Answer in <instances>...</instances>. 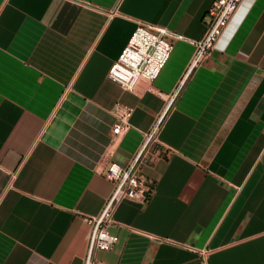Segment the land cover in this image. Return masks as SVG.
<instances>
[{
  "label": "crops",
  "instance_id": "crops-1",
  "mask_svg": "<svg viewBox=\"0 0 264 264\" xmlns=\"http://www.w3.org/2000/svg\"><path fill=\"white\" fill-rule=\"evenodd\" d=\"M213 0H0V264H82L89 226L163 108L106 75L137 21L180 33L152 84L171 93ZM120 107L129 128L112 140ZM123 198L106 264H264V0H241L190 72ZM206 254L202 255L201 250Z\"/></svg>",
  "mask_w": 264,
  "mask_h": 264
},
{
  "label": "built area",
  "instance_id": "built-area-1",
  "mask_svg": "<svg viewBox=\"0 0 264 264\" xmlns=\"http://www.w3.org/2000/svg\"><path fill=\"white\" fill-rule=\"evenodd\" d=\"M241 0H213L207 10L206 30L199 39H191L195 49L193 55L171 93H163L153 84V79L166 63L174 46V39L183 35L162 25H151L137 21L126 45L118 57L107 70V77L122 88L133 92L137 97L141 93L137 90L140 81H144L147 90L165 96L166 102L156 115L149 128L143 133V138L131 159L125 165L109 161L102 169L106 178L111 180L112 188L105 198L101 209L96 215L86 216L85 222L89 226L88 237L82 264H106L97 256L98 250H109L117 240V235L109 231V227L118 225L114 218V211L123 198H132L141 202L147 201L152 191V184L142 173V165L153 155L167 156V148L158 150V132L163 118L185 79L216 45L220 35L229 23ZM131 110L120 107L117 120L111 128V138L116 139L129 128ZM202 255L206 250L200 251Z\"/></svg>",
  "mask_w": 264,
  "mask_h": 264
}]
</instances>
